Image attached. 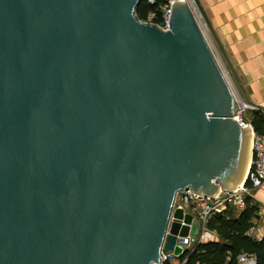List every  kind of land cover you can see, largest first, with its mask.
Returning <instances> with one entry per match:
<instances>
[{"label":"water","instance_id":"1","mask_svg":"<svg viewBox=\"0 0 264 264\" xmlns=\"http://www.w3.org/2000/svg\"><path fill=\"white\" fill-rule=\"evenodd\" d=\"M142 1L0 0V264H161L199 230L178 193L245 180L251 135L192 7L244 90L200 0L168 31Z\"/></svg>","mask_w":264,"mask_h":264},{"label":"built area","instance_id":"2","mask_svg":"<svg viewBox=\"0 0 264 264\" xmlns=\"http://www.w3.org/2000/svg\"><path fill=\"white\" fill-rule=\"evenodd\" d=\"M190 3L191 0H186ZM150 3H155V0H149ZM176 0H164L161 7V16L162 19L159 23H155L152 20V17L147 23H152L159 27L163 31H168L170 29V22L172 16L173 5ZM193 11L196 14V19L200 26V29L203 31L204 36L206 37L208 44L216 56L220 67L222 68L224 74L226 75L232 89L234 91L235 98L238 103V111L235 116V120L242 128H248L251 135V160L249 168L247 170L245 180L238 186L235 191H224L220 190L213 197H206L201 194L194 193L191 189L184 192H180L177 195L174 208H180L185 214H191L199 223V230L195 238L190 235L180 238V243L182 247L181 254H162L161 264H186L187 257L185 253L191 251L196 245H199L204 242L211 241L217 236L216 230H211L208 228V221L226 211L228 207L234 208L236 211L241 212L246 209L247 198L250 196L251 192L255 189L260 188L264 185V135L258 133L252 122L248 119L247 114L249 111H256L263 113L262 109L256 105H252L243 99L241 94L234 87L230 76L228 75L226 68L224 67L221 58L215 50V46L206 31L204 24L200 17H198L195 8L192 7ZM178 196L180 197V202H177ZM182 225H188L191 228L192 224H186L182 221ZM256 233V227H252L249 230V235L254 236ZM238 264H259L256 256L243 252L237 257Z\"/></svg>","mask_w":264,"mask_h":264},{"label":"crops","instance_id":"3","mask_svg":"<svg viewBox=\"0 0 264 264\" xmlns=\"http://www.w3.org/2000/svg\"><path fill=\"white\" fill-rule=\"evenodd\" d=\"M212 28L234 68L244 100L264 115V0H200ZM218 53L217 49L215 48ZM219 55V54H218ZM220 57V56H219ZM246 96V97H245ZM248 100H247V99ZM256 233L264 238V185L251 192Z\"/></svg>","mask_w":264,"mask_h":264},{"label":"trees","instance_id":"4","mask_svg":"<svg viewBox=\"0 0 264 264\" xmlns=\"http://www.w3.org/2000/svg\"><path fill=\"white\" fill-rule=\"evenodd\" d=\"M163 2L155 0L152 4L149 0H143L136 10L137 17L142 21L152 17L153 22L159 23ZM247 117L255 130L264 135V115L249 111ZM246 202L245 210L238 212L228 207L224 213L208 221V228L216 230L217 236L187 251L184 254L187 257L186 264H238L237 257L243 252L256 256L258 263L264 264V238L256 240L249 235V230L255 226L256 207L249 197Z\"/></svg>","mask_w":264,"mask_h":264},{"label":"rangeland","instance_id":"5","mask_svg":"<svg viewBox=\"0 0 264 264\" xmlns=\"http://www.w3.org/2000/svg\"><path fill=\"white\" fill-rule=\"evenodd\" d=\"M177 202H178V203L180 202V197H179V196H178ZM176 208H177V207H176ZM176 208H175V209H176Z\"/></svg>","mask_w":264,"mask_h":264}]
</instances>
